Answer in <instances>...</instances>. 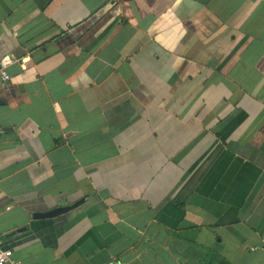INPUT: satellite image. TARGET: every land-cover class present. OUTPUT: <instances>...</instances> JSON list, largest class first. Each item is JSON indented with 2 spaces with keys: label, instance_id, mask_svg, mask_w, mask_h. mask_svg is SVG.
Segmentation results:
<instances>
[{
  "label": "crops",
  "instance_id": "obj_1",
  "mask_svg": "<svg viewBox=\"0 0 264 264\" xmlns=\"http://www.w3.org/2000/svg\"><path fill=\"white\" fill-rule=\"evenodd\" d=\"M7 54L13 264H264V0H0Z\"/></svg>",
  "mask_w": 264,
  "mask_h": 264
},
{
  "label": "built area",
  "instance_id": "obj_2",
  "mask_svg": "<svg viewBox=\"0 0 264 264\" xmlns=\"http://www.w3.org/2000/svg\"><path fill=\"white\" fill-rule=\"evenodd\" d=\"M13 60L14 58L9 54L4 55L0 59V66H1L0 74H1L2 80L4 81H7L10 79L9 74L6 72V67L10 65L13 62ZM12 256H13L12 249L5 246L4 240L0 236V264H8V263L13 264L14 260Z\"/></svg>",
  "mask_w": 264,
  "mask_h": 264
},
{
  "label": "trees",
  "instance_id": "obj_3",
  "mask_svg": "<svg viewBox=\"0 0 264 264\" xmlns=\"http://www.w3.org/2000/svg\"><path fill=\"white\" fill-rule=\"evenodd\" d=\"M211 258H209V256H211ZM216 254H212L211 251H209L208 249L205 251L204 254V261L201 264H211L213 260H217L219 263L218 264H229L228 261H226L225 259H222L218 256H215ZM211 262V263H210Z\"/></svg>",
  "mask_w": 264,
  "mask_h": 264
},
{
  "label": "water",
  "instance_id": "obj_4",
  "mask_svg": "<svg viewBox=\"0 0 264 264\" xmlns=\"http://www.w3.org/2000/svg\"><path fill=\"white\" fill-rule=\"evenodd\" d=\"M66 208H64L65 210ZM63 209H57V210H51L47 212H41V213H36L33 215L34 218H40V217H54L57 214H59ZM23 229V228H22ZM22 229H18L16 231L11 232L9 235L15 234L16 232H20Z\"/></svg>",
  "mask_w": 264,
  "mask_h": 264
}]
</instances>
